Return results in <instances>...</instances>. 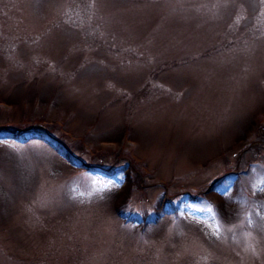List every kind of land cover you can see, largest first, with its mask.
Segmentation results:
<instances>
[{
    "label": "rangeland",
    "instance_id": "374dc122",
    "mask_svg": "<svg viewBox=\"0 0 264 264\" xmlns=\"http://www.w3.org/2000/svg\"><path fill=\"white\" fill-rule=\"evenodd\" d=\"M39 117L107 149L0 139V264H264V0H0V128Z\"/></svg>",
    "mask_w": 264,
    "mask_h": 264
},
{
    "label": "trees",
    "instance_id": "16d2710c",
    "mask_svg": "<svg viewBox=\"0 0 264 264\" xmlns=\"http://www.w3.org/2000/svg\"><path fill=\"white\" fill-rule=\"evenodd\" d=\"M61 117L59 119H57L56 121H49L45 118H38V119H23V122H19L18 125H13L10 126L9 125H4L0 128V139H6V138H13L16 139L18 141L21 142H28L30 141V139H38V140H42L43 142H45L47 145H49L50 147H52L53 149H55L56 152L59 153V155H61V157H63L67 162L71 163L74 166H78V167H86L88 170L91 171H100V169H98L96 167V159H95V155H100L99 157H103L105 150L107 149V146H103L101 149L103 150H99L95 153L94 157H92V160L89 161H85L80 154L77 153V150H82L86 151V152H90L88 145L85 142L84 138H81L80 140H67L65 139V134L59 135L57 134L58 129L62 128L64 123L62 120H60ZM65 121V120H64ZM21 127L22 129L18 130V132H16V130ZM44 127V128H43ZM250 128L244 127V132L242 131V133H240L239 136H236V139L239 137L240 139H242V136H244L245 131L249 130ZM11 134L12 137H8L7 135ZM129 136V132L122 131L119 135H116L113 138H109V141H106L105 145L107 143H111L113 140L115 142V144L118 143H123V141H125L126 139H124L126 136ZM86 137L88 136L85 135ZM114 144V145H115ZM113 145V144H112ZM112 146V151L111 153H115L116 154V158H119L121 156H125L130 162H134L135 157L133 156V148H126L123 146ZM104 148V149H103ZM223 157L225 158V152H223ZM114 163V162H113ZM214 187V186H213ZM130 189L129 187H125V190H120V196H122L123 198L127 199L128 197V190Z\"/></svg>",
    "mask_w": 264,
    "mask_h": 264
}]
</instances>
